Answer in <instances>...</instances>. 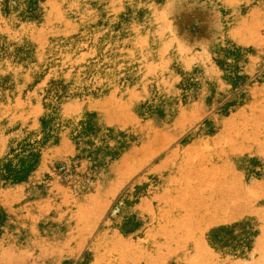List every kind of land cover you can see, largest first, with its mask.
Returning a JSON list of instances; mask_svg holds the SVG:
<instances>
[{"label":"rangeland","instance_id":"rangeland-1","mask_svg":"<svg viewBox=\"0 0 264 264\" xmlns=\"http://www.w3.org/2000/svg\"><path fill=\"white\" fill-rule=\"evenodd\" d=\"M43 3L0 0L3 36ZM164 17L165 64L135 48L149 67L127 96L109 79L141 62L87 51L60 96L53 75L0 78V264H264V0H168Z\"/></svg>","mask_w":264,"mask_h":264},{"label":"bare ground","instance_id":"bare-ground-1","mask_svg":"<svg viewBox=\"0 0 264 264\" xmlns=\"http://www.w3.org/2000/svg\"><path fill=\"white\" fill-rule=\"evenodd\" d=\"M167 4L168 0H44L43 4H37L29 13H22L9 34L3 36L5 32L1 33L2 29H0V46L2 49L0 56V78L2 80H0L4 84L14 86L17 80L25 79L29 72H33L37 79L53 75L64 82L58 84L56 87L58 89L54 93L60 96L65 87H71L75 83L67 80L66 68L70 66L69 64L73 59L85 57L87 51L95 59L90 63L98 61L100 66H105L109 60H124L125 63L141 62L142 66L130 71L125 70V73H122L123 76L117 74V69H115L113 74L116 75L109 79L111 80L109 87L111 93H124L127 96L129 93L125 94L126 91H129L128 88L126 89L127 82H132L135 85L143 84V74L147 72L144 71L149 67V65L146 67L143 55L134 51L135 48L148 40L149 45L152 46L153 56L150 63L153 64V67L156 65L159 68L162 62L163 65L165 64L164 50L167 42L155 41V37H150L149 32L153 31V34L158 36L156 37L157 40H159L160 34L166 35L164 9ZM8 19V15L0 11V23ZM63 22L74 28L67 29V33H65L62 30L63 25L60 24ZM53 30H58V33L53 32ZM123 48L128 50L122 52ZM192 55L184 54L179 56L177 61L182 67L192 63L195 65L196 71L199 72L203 68V57L198 54ZM210 68L212 70V66ZM94 69L89 68L90 76H93V72L98 73ZM85 82L89 83L91 80ZM70 87H68L69 93H72L73 90ZM130 90H133L132 87ZM4 93L6 95L7 92ZM15 115H12L13 118ZM22 115L18 114V116ZM12 116L9 118L12 119ZM12 120L14 122V119ZM8 124L7 126H10ZM47 144L46 150L41 152L37 161L41 167L45 158L48 157V153H54L56 150L55 142L48 140Z\"/></svg>","mask_w":264,"mask_h":264}]
</instances>
